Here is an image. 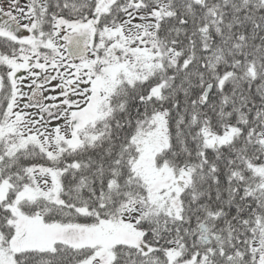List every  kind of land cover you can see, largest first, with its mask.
I'll return each instance as SVG.
<instances>
[{"label": "snow or ice", "instance_id": "6c2138e0", "mask_svg": "<svg viewBox=\"0 0 264 264\" xmlns=\"http://www.w3.org/2000/svg\"><path fill=\"white\" fill-rule=\"evenodd\" d=\"M0 264H264V0H0Z\"/></svg>", "mask_w": 264, "mask_h": 264}]
</instances>
